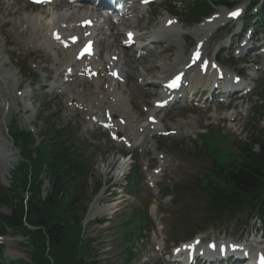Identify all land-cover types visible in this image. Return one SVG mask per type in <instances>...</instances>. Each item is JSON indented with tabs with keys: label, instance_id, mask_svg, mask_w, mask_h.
<instances>
[{
	"label": "trees",
	"instance_id": "trees-1",
	"mask_svg": "<svg viewBox=\"0 0 264 264\" xmlns=\"http://www.w3.org/2000/svg\"><path fill=\"white\" fill-rule=\"evenodd\" d=\"M215 4L227 5L225 0H217ZM187 7L190 22L196 21L199 15L210 10L206 0H193ZM261 116L264 118V114ZM46 117H43L41 123L42 142L37 149L35 164L28 157L30 164L22 163L19 173H15L16 183L7 192H0V235L6 234V229L27 234L35 248L37 263L64 264L67 260L72 264H83L82 260L75 261L79 258L76 244L80 241V232L76 233L75 230H79L81 226L87 205V194L82 184L83 169L81 165H75V159L64 143V133H58L50 126ZM254 130V135L249 140L238 145V150H242V154L238 152V162L242 163L234 161L230 177L224 182L222 191L216 189V206H242L241 199L263 189L264 129L256 127ZM42 170L47 173L50 183L45 199L40 197L42 181L39 174ZM27 190L30 192L28 198L19 196ZM4 208L9 209L10 214H3L1 210ZM134 234L133 231L126 230L122 235V240L130 247L124 253L129 262L133 258L131 245ZM44 243L49 246L48 251L37 247L44 246ZM13 264L25 263L19 261Z\"/></svg>",
	"mask_w": 264,
	"mask_h": 264
},
{
	"label": "rangeland",
	"instance_id": "rangeland-1",
	"mask_svg": "<svg viewBox=\"0 0 264 264\" xmlns=\"http://www.w3.org/2000/svg\"><path fill=\"white\" fill-rule=\"evenodd\" d=\"M14 2L19 3V0H13ZM11 0H6V2H9L10 4L13 2ZM188 1L192 0H182L183 4H187ZM211 2L212 0H208ZM233 3H238L241 0H231ZM12 7H17L14 10L16 11L14 13V17L10 18V15H8L9 11L5 9V6H1V0H0V58L6 59L8 64L16 65V63H20L24 65V67L28 69V64L37 65L38 60L44 61V59L49 58L45 56L44 54H40L41 51L44 50H35L32 52L33 49H35V45L32 44V48L24 47L22 46V43H27L28 37L30 34L27 35H19V32H24V29H20L18 26H15L13 28V25L15 23H18L21 21L22 18H37L38 14L30 13L28 10H18V5H11ZM181 7V5H177ZM13 7V8H14ZM54 7H51L46 10V12H51ZM18 10V11H17ZM13 15V14H11ZM53 16V14H50ZM25 17V18H24ZM55 17V16H53ZM40 19V18H39ZM40 21V23H39ZM38 21V26L42 24L43 19ZM42 21V22H41ZM64 31V30H63ZM38 33L39 35L42 34ZM47 33V32H46ZM33 35V34H32ZM27 37V38H26ZM49 45L51 47H54L50 40ZM34 45V46H33ZM23 47V48H22ZM12 56L9 58L10 54ZM46 52V51H45ZM34 54L32 58L25 59L26 55ZM8 55V56H7ZM8 57V58H7ZM177 59V58H176ZM5 61V60H4ZM179 65V64H178ZM178 65L174 66L173 69L178 68ZM13 70V72H18V68H14L10 65V70ZM172 70V69H169ZM167 70V71H169ZM12 72V73H13ZM14 74V73H13ZM49 74V73H47ZM26 75V74H24ZM67 89L65 88L62 92V94L67 93ZM54 99L51 100L50 104H47L46 107H43L40 105L39 98H36V106H34L35 111H42L49 108V112H47L48 115L53 114V119L55 120L56 116L54 114L55 105L60 104L61 102L66 101V95L57 97V94L54 93ZM56 100V101H55ZM11 111L10 113H12ZM37 113V112H36ZM33 115V122H37V114L35 112H31L30 117ZM46 115V114H45ZM246 123V122H245ZM261 123L259 124V126ZM248 126H246L247 128ZM260 127H264V121L262 122V125ZM243 128V127H242ZM245 128V125H244ZM246 133V129L245 132ZM97 139H100L101 136L94 135ZM242 138V137H241ZM239 138V139H241ZM227 147H223L222 149L226 151ZM96 154L99 153V150L96 149ZM256 151V150H255ZM95 163V171L93 176L96 178L95 182H107L109 181V191L107 195L104 197H96L92 203L90 204L89 211L91 209V206L94 202L97 203L96 208H102L109 205L114 204L118 201L121 197H123V200H126L125 203L121 205V208L114 210L110 215L108 214H94L91 218H88V221H83L82 223V233L80 234L79 243H77L76 248L78 249L79 258H76V262L81 261L83 264H126V257L124 256V242L121 240L120 235L122 234V231L117 228H121L120 225L122 224V220L125 219V217L129 216V214L132 212V208L129 207V205L133 204L137 208H140L138 206V203L134 204L132 203V198L125 194V182L123 180V176L126 174L127 170L125 167L115 164L117 162V158H113L111 155L104 156L101 158H93ZM111 167L109 168V164ZM92 180L90 181V184L85 188L86 190V201L90 200L93 187ZM43 187H40V195L45 194ZM112 194V195H111ZM19 195V194H18ZM189 197H194L197 201L202 202V198L200 197L198 191H190L188 193ZM21 197H26L25 194L19 195ZM85 205H82V207H85ZM95 207L96 205L93 204ZM9 209H2L4 214H8ZM117 211V212H116ZM92 223V224H90ZM90 224V225H89ZM76 233L81 232L79 230H75ZM11 233V231H8V233ZM19 236V235H17ZM23 239L17 237L15 238H7L3 239L2 242L7 245L8 249L7 251L10 253L11 258L18 259V258H25V252L29 255V258H31L35 264H40V261L37 263L35 261V256L32 255L31 249H30V239L27 234L22 233ZM157 239L154 240V251L148 252V255L144 251L142 253H139L138 251V245L135 247L133 245L132 251L134 253V258L131 264H154L157 260V254L159 250L162 248L161 243L159 242V237L156 236ZM21 242L22 246H21ZM80 244V245H78ZM89 245V246H88ZM39 248H43L46 251L49 250V246L44 243V246L37 245ZM89 247V248H88ZM166 250V249H165ZM77 253V255H78ZM7 257V256H6ZM64 264H72L70 261L65 260Z\"/></svg>",
	"mask_w": 264,
	"mask_h": 264
},
{
	"label": "bare ground",
	"instance_id": "bare-ground-1",
	"mask_svg": "<svg viewBox=\"0 0 264 264\" xmlns=\"http://www.w3.org/2000/svg\"><path fill=\"white\" fill-rule=\"evenodd\" d=\"M14 2V1H13ZM18 2V1H17ZM17 2H14V4H17ZM5 5V2L3 1V0H1V6H4ZM14 7V6H13ZM9 14L11 15V14H13V13H11V12H9ZM85 14V13H84ZM83 14V15H84ZM80 15H82V14H80ZM53 16H55V15H53ZM52 15H46V16H42V18H43V21H44V23H43V26L45 27V30L47 31V32H52L53 30H55V29H53L54 28V25H53V23H52V20H53V17ZM25 18V17H24ZM49 18V19H48ZM79 18H81V17H77V18H72L71 19V21L73 22V21H75L76 19H79ZM22 20H23V18H22ZM39 20H41V19H39ZM21 22V21H20ZM39 23H40V21H39ZM41 25V24H40ZM65 32V30L63 31H61V33H64ZM33 36V35H32ZM27 38V37H26ZM50 40V42H51V44L54 46L55 45V43L52 41V39H49ZM34 46V45H33ZM23 48V47H22ZM30 48V47H29ZM40 51V50H39ZM128 57V56H127ZM141 59H145V57H139L138 58V62H140V60ZM1 63H3L4 64V67L5 66H7V63H6V61H4L3 59H0V66H1ZM71 64V61H69V60H66L65 61V66H67V68H69V65ZM180 66V64L178 65V67ZM66 68V69H67ZM7 69H9V68H7ZM176 69V68H175ZM170 71V70H169ZM9 72L10 73H7V76L5 77V76H3V77H0V90H1V88H3V89H6L7 90V86H8V82H7V80H8V78H10V80H12V81H14V76H13V73H12V69L11 70H9ZM56 101V100H55ZM0 103H4V104H7L9 107L10 106H14V103H13V100L7 95V97H4V98H1V96H0ZM109 164V163H108ZM109 166V168L111 167V165L109 164L108 165ZM123 197H121L120 199H118V201L117 202H115L114 204H112V205H109V206H106V207H102V208H96V207H92L91 208V211H90V214L88 215V218H91L94 214H108V215H110V213H112L114 210H116V209H119L120 207H121V205L125 202L123 199H122Z\"/></svg>",
	"mask_w": 264,
	"mask_h": 264
},
{
	"label": "snow or ice",
	"instance_id": "snow-or-ice-1",
	"mask_svg": "<svg viewBox=\"0 0 264 264\" xmlns=\"http://www.w3.org/2000/svg\"><path fill=\"white\" fill-rule=\"evenodd\" d=\"M33 2H36V3H48L49 0H33ZM145 2H147V0H145ZM230 15L233 16V17H235V16L239 15V13H238V12H234V13H231ZM54 37H55L57 40L60 39L59 36L56 35V34H54ZM130 38H131V34H130ZM75 39H76V38L73 37V42H75ZM85 53L91 54V52H90V45H89V46H86V47L81 51V55H84ZM114 75H115V74H114ZM178 80H179V77H177L175 81H173L171 84H169L168 87H176V86H177L176 81H178Z\"/></svg>",
	"mask_w": 264,
	"mask_h": 264
}]
</instances>
